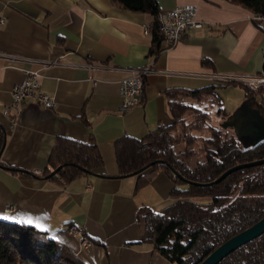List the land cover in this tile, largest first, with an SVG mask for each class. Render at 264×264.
I'll list each match as a JSON object with an SVG mask.
<instances>
[{
  "label": "crops",
  "instance_id": "0c3cea01",
  "mask_svg": "<svg viewBox=\"0 0 264 264\" xmlns=\"http://www.w3.org/2000/svg\"><path fill=\"white\" fill-rule=\"evenodd\" d=\"M156 2L159 11L196 7L202 25L152 54L153 17L110 0H0V221L34 228L83 264H171L140 244L135 215L170 206L175 186L161 173L140 189L139 176L120 177L115 143L171 126L167 92L222 86L217 93L232 114L244 85L219 78L264 69V24L251 12L228 0ZM141 68L150 70L142 103L122 112L119 82ZM25 70L38 71L54 107L27 100L12 125L14 111H5ZM57 139H93L103 167L64 186L41 178Z\"/></svg>",
  "mask_w": 264,
  "mask_h": 264
},
{
  "label": "trees",
  "instance_id": "16d2710c",
  "mask_svg": "<svg viewBox=\"0 0 264 264\" xmlns=\"http://www.w3.org/2000/svg\"><path fill=\"white\" fill-rule=\"evenodd\" d=\"M115 8L153 17L151 53L162 48L158 31L156 0H110ZM243 9L264 16V0H228ZM207 62H203L205 64ZM231 83H226V86ZM225 86V85H223ZM222 86L206 87L197 91L167 92V106L173 124L159 126L143 139L125 137L115 143V159L120 177L139 173L137 189L163 174L174 186V203L161 211L148 207L137 210L135 221L140 244H149L171 264H200L218 246L252 226L264 217V165L236 171L219 184L206 187L188 185L173 174L176 171L192 183L207 184L232 167L264 159V86L251 90L243 86L244 110L226 112L217 90ZM202 106V108H201ZM221 124L230 117L240 123L220 130L210 124L209 109ZM247 120V128L242 120ZM241 120V122H240ZM190 121L187 144L201 139L204 160L194 167L186 163L192 155L187 149L176 153L175 145L183 141L184 129ZM203 126L209 135H200ZM183 130V131H182ZM182 131V132H181ZM226 131H231L228 135ZM61 167L54 175H51ZM103 167V160L93 139L81 144L68 139H57L41 178L64 186L80 176L94 174ZM187 186L181 190L179 186ZM189 196H207L208 203H198ZM0 264H83L64 246L48 239L32 227L17 226L0 221ZM219 264H264V234L234 251Z\"/></svg>",
  "mask_w": 264,
  "mask_h": 264
},
{
  "label": "built area",
  "instance_id": "2783aa9c",
  "mask_svg": "<svg viewBox=\"0 0 264 264\" xmlns=\"http://www.w3.org/2000/svg\"><path fill=\"white\" fill-rule=\"evenodd\" d=\"M158 31L163 39L164 49L175 47L190 31L201 27V22L197 19V9L193 6L177 7L168 11H159L157 14ZM254 22L264 24V16L254 14L251 18ZM5 24L3 17H0V26ZM2 54L0 53V58ZM262 60L264 63V46L262 48ZM149 68L132 69L126 78L119 82V94L121 98L120 110L128 111L132 108L139 107L142 103L144 92V79L149 73ZM40 75L36 70H25L24 79L13 86L11 89V104L6 109L5 114L9 115L14 111L12 117V125H15L16 119L20 113L21 105L27 101H35L38 105L45 109L54 107L53 99L40 92ZM222 82L232 83L239 82L251 90H258L264 86V69L256 76L237 77V78H219ZM12 207L5 208V212H12ZM71 234L80 236L82 244H86V240L77 230H69Z\"/></svg>",
  "mask_w": 264,
  "mask_h": 264
},
{
  "label": "water",
  "instance_id": "95a60500",
  "mask_svg": "<svg viewBox=\"0 0 264 264\" xmlns=\"http://www.w3.org/2000/svg\"><path fill=\"white\" fill-rule=\"evenodd\" d=\"M238 112H240V111H237L236 113H238ZM247 120H248L247 117L245 120H242V122L246 128H247V123H246ZM240 122H241V120H240ZM228 126H235V132L236 133H238L240 130L239 129L240 123H238V119L235 116L230 117L228 120L223 122V124H221L222 128H227ZM155 163H158V162H155ZM155 163H151V164L143 167L141 170H139L133 174H130L129 176L138 175L139 173H141L142 171H144L145 169H147L148 167H150L151 165H153ZM262 165H264V159L257 160L254 162H250V163H246V164L237 165L235 167L230 168L226 172H224L220 177H218L213 182L207 183V184L192 183V182L186 180L185 178H183L176 171L172 170V172L176 176V178H178L179 180H181L182 182H184L186 184L195 185V186H199V187H206V186H210V185L220 183L222 180L226 179L229 175H231L232 173H234L236 171L254 168V167L262 166ZM60 168L61 167H58L55 171H53L51 173V175H54ZM262 234H264V217H262L259 221L254 223L249 228L245 229L244 231L238 233L237 235L233 236L232 238H230L227 241H225L224 243H222L214 251H212L200 264H219L228 255H230L234 251L238 250L239 248L243 247L247 243L257 239Z\"/></svg>",
  "mask_w": 264,
  "mask_h": 264
},
{
  "label": "rangeland",
  "instance_id": "374dc122",
  "mask_svg": "<svg viewBox=\"0 0 264 264\" xmlns=\"http://www.w3.org/2000/svg\"><path fill=\"white\" fill-rule=\"evenodd\" d=\"M237 105H238L237 107H235V108L232 109V111H233L232 113L235 114L237 111H241L243 113L246 112L244 114H247L248 111L246 109L244 110V108H245L244 107V101L241 102V103H239V104H237ZM201 108H202V106H201ZM215 110H216L215 108H212V109L210 108L209 109V113H210V116H211L210 119L211 120H210V124L209 125H205V126L209 127L211 125L215 129L220 130L219 128H220L221 120L219 118L217 119L215 117V114H214ZM186 123H187L188 127H186L187 129H184V132L182 133V136L184 134V139H183V141L181 140V141H179V142L176 143V145H175V152L176 153H184V151L186 149L188 151H190L192 153V155H190V157H188V159H186V163L190 167H194L196 165V163L203 162V160H204V150H203L204 149V144L202 143L203 141H200L201 139H199L197 141H194L192 144H187V142H188V136H190L191 133H193V132H189L190 131V126H191L190 125V121H186ZM199 130H200V135H203L204 137H206L207 135H209L208 130L204 126H203V128H199ZM226 133L228 135H231L232 134L231 131H226ZM186 187L187 186L183 185V186H179L178 188L181 189V190H185ZM188 199H190L191 201H194V202H198V203H208L210 201V198L207 197V196H204V197H202V196H189Z\"/></svg>",
  "mask_w": 264,
  "mask_h": 264
},
{
  "label": "bare ground",
  "instance_id": "6f19581e",
  "mask_svg": "<svg viewBox=\"0 0 264 264\" xmlns=\"http://www.w3.org/2000/svg\"><path fill=\"white\" fill-rule=\"evenodd\" d=\"M71 230V229H70ZM73 230V229H72Z\"/></svg>",
  "mask_w": 264,
  "mask_h": 264
}]
</instances>
